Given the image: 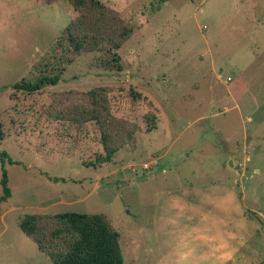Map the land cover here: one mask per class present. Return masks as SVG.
I'll return each mask as SVG.
<instances>
[{"label":"rangeland","instance_id":"obj_1","mask_svg":"<svg viewBox=\"0 0 264 264\" xmlns=\"http://www.w3.org/2000/svg\"><path fill=\"white\" fill-rule=\"evenodd\" d=\"M100 1L105 18L84 13L94 37L76 53L57 41L81 16L67 0H0V151L13 161L0 160V264H53L17 222L35 213L48 234L66 211L106 215L124 264H197L185 247L240 218L225 191L247 225L229 264H264V0ZM119 19L133 31L113 65Z\"/></svg>","mask_w":264,"mask_h":264},{"label":"trees","instance_id":"obj_2","mask_svg":"<svg viewBox=\"0 0 264 264\" xmlns=\"http://www.w3.org/2000/svg\"><path fill=\"white\" fill-rule=\"evenodd\" d=\"M47 4L54 0H43ZM73 10L81 16L78 22L72 21L65 27L58 43L63 45L66 41L72 49L78 53L86 48V45L93 39L87 32H81L82 28L90 25L93 29L94 23L85 22L84 13H95L98 17L104 19L106 6L100 0H67ZM114 26L115 34L107 40L106 51L111 58L113 65H116L118 56L116 49L132 33L133 29L129 24H124L120 19L117 22L110 21ZM95 36L97 37L96 33ZM91 37V38H90ZM60 75H44L34 81H20L13 85L14 89L33 93L40 90L45 85H55L59 81ZM103 88H93L87 93L91 98L92 116L97 119L96 107L99 103V95ZM152 105L151 101H148ZM107 111V110H106ZM105 122H101V125ZM3 136L0 128V139ZM100 143L105 153V160H109L116 151V147L108 142L106 133H101ZM13 163L8 154L0 151V160ZM2 194L1 200H7L11 195L6 172L3 171L0 180ZM255 214V212H253ZM41 217L35 213L23 214L17 224L20 230L31 240H33L38 249L43 252L53 264H124L122 249L119 243V232L114 229L108 217L103 213H79L73 211L59 212L49 219L53 222L52 229L48 234L42 233L40 226ZM64 240L65 247L58 248V240ZM54 246L52 245V242Z\"/></svg>","mask_w":264,"mask_h":264},{"label":"clouds","instance_id":"obj_3","mask_svg":"<svg viewBox=\"0 0 264 264\" xmlns=\"http://www.w3.org/2000/svg\"><path fill=\"white\" fill-rule=\"evenodd\" d=\"M222 201H227L232 205V211L240 218L236 220L234 227L228 228L227 231L217 230L213 236L202 234L199 237L200 243L185 247L180 253L181 259L196 255L199 257L197 264H229L234 261L239 248L246 243L247 225L240 213L243 211L236 201L234 193L225 191L221 197ZM204 248L201 249L200 245Z\"/></svg>","mask_w":264,"mask_h":264},{"label":"water","instance_id":"obj_4","mask_svg":"<svg viewBox=\"0 0 264 264\" xmlns=\"http://www.w3.org/2000/svg\"><path fill=\"white\" fill-rule=\"evenodd\" d=\"M228 163H229V166H233L235 169H239V167H240L239 165L234 166L233 162L231 160H229Z\"/></svg>","mask_w":264,"mask_h":264},{"label":"built area","instance_id":"obj_5","mask_svg":"<svg viewBox=\"0 0 264 264\" xmlns=\"http://www.w3.org/2000/svg\"><path fill=\"white\" fill-rule=\"evenodd\" d=\"M145 167H148V164L147 165L145 164Z\"/></svg>","mask_w":264,"mask_h":264}]
</instances>
